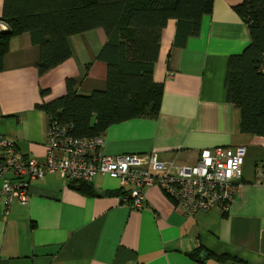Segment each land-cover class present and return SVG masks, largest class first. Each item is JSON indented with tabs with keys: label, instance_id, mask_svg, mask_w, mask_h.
<instances>
[{
	"label": "crops",
	"instance_id": "crops-1",
	"mask_svg": "<svg viewBox=\"0 0 264 264\" xmlns=\"http://www.w3.org/2000/svg\"><path fill=\"white\" fill-rule=\"evenodd\" d=\"M242 2L214 0L199 34L182 47L174 46L176 22L168 21L153 70L162 87L157 117L102 133L107 155L154 152L187 166L202 150L244 147L243 177L235 181L229 210L184 214L157 187L145 189L142 208L133 209L122 202L117 180L92 177L83 182L93 192L86 196L56 172L30 182L27 204L14 202L6 210L0 203V264H220L197 261L190 256L197 249L264 264V137L240 131V110L227 101L225 88L229 58L250 43L247 24L234 9ZM105 43L101 29L72 36L73 56L40 76L39 48L30 35L11 38L0 72V139L44 161L49 123L36 106L63 97L67 80L78 95L104 91L106 65L97 56Z\"/></svg>",
	"mask_w": 264,
	"mask_h": 264
},
{
	"label": "trees",
	"instance_id": "trees-1",
	"mask_svg": "<svg viewBox=\"0 0 264 264\" xmlns=\"http://www.w3.org/2000/svg\"><path fill=\"white\" fill-rule=\"evenodd\" d=\"M214 0H4L0 22V72L11 38L27 33L39 48L38 74L44 75L73 56L70 38L96 29L106 43L97 58L106 65V89L78 95L67 80L66 94L36 106L48 123L70 124L78 138L100 136L112 125L138 118H156L162 87L153 81L160 40L168 21L176 22L174 46L182 47L199 34L201 21L212 12ZM245 21L249 44L229 58L226 98L240 110V131L264 137V0H243L234 8ZM46 92H42L44 95ZM86 196L87 184L72 182ZM197 261L244 264L225 255L197 249Z\"/></svg>",
	"mask_w": 264,
	"mask_h": 264
},
{
	"label": "built area",
	"instance_id": "built-area-1",
	"mask_svg": "<svg viewBox=\"0 0 264 264\" xmlns=\"http://www.w3.org/2000/svg\"><path fill=\"white\" fill-rule=\"evenodd\" d=\"M2 30L7 26L0 22ZM259 71L264 74V61ZM104 147L102 135L78 138L70 124L57 122L48 126L44 161L20 154L11 140L1 138L0 203L6 210L14 202L27 204L30 182L57 172L72 182H87L96 175L117 180L124 193L122 202L133 209L142 208L145 189L157 187L184 214L215 208L227 212L236 194L235 181L243 177L246 156L244 147L205 149L194 165L187 166L164 161L154 152L107 155ZM259 182L264 184V173Z\"/></svg>",
	"mask_w": 264,
	"mask_h": 264
}]
</instances>
